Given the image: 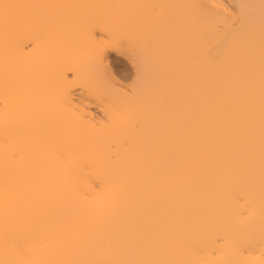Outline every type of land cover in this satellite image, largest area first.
Listing matches in <instances>:
<instances>
[{"label":"bare ground","instance_id":"6f19581e","mask_svg":"<svg viewBox=\"0 0 264 264\" xmlns=\"http://www.w3.org/2000/svg\"><path fill=\"white\" fill-rule=\"evenodd\" d=\"M0 264H264V0H0Z\"/></svg>","mask_w":264,"mask_h":264},{"label":"rangeland","instance_id":"374dc122","mask_svg":"<svg viewBox=\"0 0 264 264\" xmlns=\"http://www.w3.org/2000/svg\"><path fill=\"white\" fill-rule=\"evenodd\" d=\"M110 56L112 58L113 69L116 71V73L119 76L125 75L126 73L130 72V70L132 69V66L130 65L129 62L127 63L126 59H124L123 57L117 56L114 53H111Z\"/></svg>","mask_w":264,"mask_h":264}]
</instances>
